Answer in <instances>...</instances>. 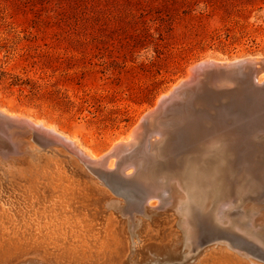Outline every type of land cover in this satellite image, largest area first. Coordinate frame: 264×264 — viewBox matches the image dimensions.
Returning <instances> with one entry per match:
<instances>
[{"label": "rangeland", "instance_id": "rangeland-1", "mask_svg": "<svg viewBox=\"0 0 264 264\" xmlns=\"http://www.w3.org/2000/svg\"><path fill=\"white\" fill-rule=\"evenodd\" d=\"M252 56L264 57V0H0V106L9 112H20L33 119L52 123L69 136H76L82 146L96 153H106L117 140L126 138L142 116L156 106L159 97L177 81L188 76L191 66L209 57L225 61ZM216 79L218 78L212 79L213 86L218 89L228 87V80H221V83ZM206 80L207 78H202V84L206 83ZM260 86L264 87V82ZM200 88L203 87L199 85L196 92L199 97L198 108L200 105L204 108L207 103L209 107L205 112L201 109V113L195 109L193 103L189 110L198 115L205 113V125H208L209 119L212 121L211 136L207 133L208 129L206 132H199L201 135L197 134L195 138L196 144L210 146V153L204 154L201 153L203 150H199L201 156L200 153L186 155L181 141H172L174 133L177 137L181 134L185 123L182 117L185 118L188 114L187 110H184V104H177L176 112L173 109L167 110L161 116V123L165 126L164 132L169 134L168 138L163 139L162 143L161 136L158 138L159 135L156 137L151 132L155 137V146L154 149L150 148L148 153L174 148L179 152L177 160L182 157L184 159L185 155L188 160L194 158L191 156L198 155L202 163L197 162L193 168H189L191 166L187 163V169L181 173L176 168L171 169L168 161H165L170 160L172 155L169 158H166L168 156L165 154L158 159L149 158L144 152L146 150H143V140L135 146L136 150L138 148L135 157L142 160L141 165L143 164L139 170L144 173L149 169L153 170V177L156 176L154 178L164 187L160 192H169L168 195L162 194L166 198L175 191L177 194L183 193V196L185 191L188 192L187 201L190 208L194 206L193 209H200L202 213L199 221L198 218L197 221L195 219L199 224L194 226L200 238L207 236L217 226L221 234L231 236L237 241L241 240L253 250H256L259 244L264 249V151L256 152L254 156L244 153L245 149L249 150L244 143H261L264 139V123L256 122L251 115L245 121L244 113L241 114L235 109L244 107L241 101L233 103L234 107L229 106L234 114L230 113L231 110L227 107L224 111L228 114L224 117L220 111L219 121H214L209 109L210 104H215L210 103V99L220 98L210 96V93L207 98H202ZM222 94L224 93L219 95ZM262 103L264 95L259 97L257 103L254 100L242 110L251 112ZM253 115L256 118L255 111ZM235 116L237 119L234 120ZM228 125L232 128L240 127L238 129H243L241 132L245 134L240 137V144H235L236 152L232 153L234 157L225 158L220 154L223 149L222 142L214 141V144L211 139H215L216 133ZM176 127L178 128L175 132ZM175 139L177 140L176 137ZM157 143L165 146L161 147ZM230 149L234 151V147ZM46 152L39 151L40 154L52 153ZM204 156H207V159ZM0 165L2 169V164ZM113 169L116 170L117 165H114ZM200 170L201 175H205H202L204 179ZM0 171L3 172L4 184L6 173ZM140 172L137 171L136 176L140 175ZM118 174L123 176L120 172ZM148 175L150 177L149 172ZM185 175L191 179H187L190 183H200L196 184L197 189L190 186L188 189L186 187V190L181 187L178 178ZM195 176L197 180L194 179ZM124 178L129 179L125 176ZM200 179L205 181L204 186H201L203 181ZM208 179H211L210 182H213L214 186ZM130 180L137 181V178ZM132 188L123 189L131 195H136L138 192ZM5 193V190L1 192L3 199L0 197V201H5L1 202L5 207H11L9 201H12V198L7 201L5 198L9 193ZM113 198L117 199L118 196L116 198L113 194ZM121 198L125 203L124 197ZM172 198L170 201H163L166 204H160L157 197L153 199V202H157L152 205L134 198L130 201H134L138 206L141 204L142 208H152L156 212L175 210L172 208L174 205L177 210L180 204H173ZM184 198L181 197L183 204L186 201ZM117 200L121 201L119 198ZM134 213L136 217L141 216V210ZM176 216L178 218L177 214ZM176 228L179 230L178 226ZM181 233L179 231V234ZM134 237L131 241L137 245L135 242L137 243L138 238L135 237L134 240ZM131 254L130 260L136 258L135 253ZM141 255L139 254L135 261L141 259ZM194 258H190V262ZM249 258L258 262L253 257ZM128 262L126 263L132 264L133 261Z\"/></svg>", "mask_w": 264, "mask_h": 264}, {"label": "bare ground", "instance_id": "bare-ground-1", "mask_svg": "<svg viewBox=\"0 0 264 264\" xmlns=\"http://www.w3.org/2000/svg\"><path fill=\"white\" fill-rule=\"evenodd\" d=\"M234 63H247L248 65L255 66V71H253L252 73L257 83L256 85L252 86L251 89L254 90V92L256 91V93H263L264 87L260 86V84L264 82V57H241L234 58V60L231 59L225 61H220L219 59H215L212 57H209L207 59L205 58L199 63L191 66L188 76L186 78L180 79L175 84H173L168 91L164 92L156 102V106L154 108H151L144 116H142L140 122L137 124V126L135 125V127L128 133L126 138H120L119 140H117L106 153H96L90 151L88 148H85L81 145L76 136H69L68 134L57 129L56 126L52 123H46L43 119H33L32 117L21 114L20 112H9L4 107L0 106V114L7 115L16 120L31 122L51 133L57 134L63 140L70 144L75 154H77L76 152H80L88 159V166L83 167L82 165H80V162L76 158L71 156L65 158V156L62 157L60 154H56L53 151L52 153L49 152V154H40L34 144H32V140L27 139L21 149L26 150V145H28L29 151L26 150L23 155L28 153L29 155L25 158L22 157L17 160H9L2 165V169L0 170H3L6 173L5 175L7 179L6 182L2 184V182L5 180H3L4 178L2 179V177H4L2 176L3 172L0 173V197L1 199H3L1 196V192L5 190V192L9 193L10 195L8 194L9 196L7 195L6 198L4 197L5 195H3V197L7 199V201L12 198V201H9L11 204L7 202L11 205V207L7 205L9 208L7 206L5 207V205L2 204V201L4 200L0 201V264H127L126 262L130 260L129 258L132 256L131 253L133 251L136 252L137 255L144 254L145 256H147V253L153 252L156 255L168 258L167 260H173L174 258L178 257V248L183 243L184 245L189 244L185 246V257H189L191 259L195 257L191 262L189 260L190 264L264 263V261L260 260L264 259V249L262 248V246H259L260 244L257 245V247L260 248V250L257 249V253H260L258 255L262 257L256 258L258 262L252 261L249 258L251 256H248V254H239L238 252L236 253L235 251H231V248L229 249V246H227L225 242L206 245L199 251L198 247H196V249L193 251L189 250L194 245L195 235L190 220L189 212L191 208L189 206L190 204L188 203L189 201H187V198H189L188 192L186 193V191L184 190L185 196H183V193L177 194L174 190L175 192L173 191L174 193H170V197L166 198L162 194L165 193L168 195L169 192H160L163 184H159L160 182L157 181L156 178H154L156 176L153 177V170L149 169L145 173L141 170L140 172L139 168H141L143 165H141L142 160L136 159L135 157V154L138 153V148L136 150L135 146L140 141L144 140L145 145H143L145 149L143 148V150H146L144 152L148 154L149 158H152V160L153 157L158 159V157L163 156V154H165V156H168L166 158H169L172 155L170 160H165L168 161L167 163L170 165L171 169L178 168V170H183L186 168V166H188V164L189 166H191L189 168H193L195 164H197V162L202 163L201 160L198 159V157L201 156V153H210V146H204V144H196L195 141H197V139L195 138L197 134L198 136L201 135L199 134V132H206V130L208 129L209 130L207 133L210 135L212 133H210V124H212L210 122L212 121H210V119L208 118V125L203 124L206 117L205 113L198 115L196 113H192L189 108L193 103L195 109H197V111L199 112H201V109L202 112H205L204 110L209 107V103L207 102L206 105L202 104L204 105V108H202L201 105L200 108H198L199 104H197V102L199 101V97L197 96L198 93L196 94V92H198L199 84L200 82H202L201 80L203 77V73L207 72L206 70L210 69L209 71L211 75H214L216 73V78H218L219 81L222 80L225 82L227 80L225 79V74H223L225 72H222V67ZM246 68L249 67L246 66ZM260 96L261 95H259L258 97ZM177 98H189L184 102H180V105H185L184 110H187L186 112H188V114L185 118L182 117V121L185 120V123L183 126V130L178 137V141H181V143L183 144L181 147L184 146L183 149H185L186 155H190V153H192L191 155H193V153H200L199 150H203V152L200 153V156H191L194 158L189 160L185 158V154L184 159L182 157V159L180 158L181 160H177L176 156L179 152H177L174 148L167 150L166 148L168 147V145L166 141L164 142L167 145V147L165 148L166 150H153V154L148 153L150 152V148H153L155 146L154 136L157 137L159 135L158 138L161 136V141L158 139L160 142L164 141L163 139L168 138L169 134L167 133V131L164 132L165 126L161 123V116L167 110L173 109L174 112L178 110L176 105L179 104V102L176 103L177 101H175ZM228 108L230 110L232 109L231 107ZM234 118L235 117H233V119ZM163 120H165V118ZM234 125L236 126V124ZM227 127H229V125ZM227 127H221L222 131L218 129L220 130V132L217 131L218 133H216V137L214 136L215 139H211L213 143L214 141L222 142L223 149L220 154L225 158L229 157L228 155L230 154V152H236V143L240 144V137L245 134V132H241V130L243 129H238L240 127L233 126V128L229 127L228 131L224 130ZM151 132H153L154 136H152ZM8 141V139H4L0 134V147H4L6 152L16 151L18 145L15 144L14 146L13 144H3ZM263 142L264 139L261 141V143L260 141L258 143L253 141L251 143H244L249 148V150L245 149L246 152H243L247 155L250 154L251 156H254L256 155V152L259 153V151H264V145H262ZM213 143L210 144L214 145L215 143ZM160 145L161 147L165 146L161 143L159 144V146ZM243 146L241 147L242 149ZM161 147L159 148L163 149ZM207 147L209 148L207 149ZM230 147H234V151L231 150ZM155 148L157 149L158 146ZM140 151L141 150H139V152ZM144 152H142L143 155L145 154ZM0 153L2 152L0 151ZM232 153L230 154V156H232ZM238 160L240 161L241 159L239 158ZM223 161L227 160H222V162ZM204 164L206 163L204 162ZM114 165H117V169L111 171ZM216 165H218V163ZM137 171L140 172V175L135 177L137 178V181H132L130 180V178H124V176L130 177V175H134L133 172L136 173ZM201 171L202 170H200V175L202 173ZM119 172L123 174V176L119 175ZM148 172L150 174V177L148 175ZM171 174H173V172ZM220 175L223 176V174ZM187 179L191 180L188 175H185V177L179 176L178 180L182 188L185 187L186 189L187 187L188 189V187L190 188L191 186L197 189V185H200V183L196 181V176L194 179H196L195 181L197 183L195 182V184L190 183L191 181H187ZM210 180L208 182H210ZM201 183V186H204L203 184H205V181ZM210 183L211 185L213 184V182ZM128 187H131V190L133 189L132 187H134L138 193L136 195H131L130 193H127V190L125 192L123 188L129 189ZM112 192L125 196L128 199L127 204L122 202L123 199L121 198V196H118L121 201H112ZM193 193H195V191H193ZM171 194L174 199L172 198ZM155 197H157V200L159 199V203L172 198L174 200V202L172 201L173 204L179 203L180 205H178L177 210L174 205V207L172 208H175V210L169 209L168 211L163 210L153 212L155 210L152 208L151 209L153 211L149 208H146L145 205V207L142 208L141 204L138 206L136 203H134V201H130L131 199H137L141 202L147 201L148 204L152 205L157 202H153V199ZM181 197H185V204H183ZM217 201L215 203H217ZM154 207L156 209V206ZM139 210H141V214H139L141 216L136 217L134 211ZM172 210H174V212H172ZM121 213H125L126 216H123ZM176 214L178 215V218H180L179 221ZM127 215L131 216L130 224L133 228L131 230L129 228V221H127L126 219ZM221 217L219 218L221 219ZM177 223L180 230L183 231L182 238L184 240H181V234H179L180 230L176 228ZM197 224L199 223L197 222ZM230 226L232 225L230 224ZM135 227L136 232L133 231ZM229 229L231 228L229 227ZM249 235L247 238H249ZM133 236L138 238L136 240L137 243L135 242V244L137 245H134V243L131 241ZM239 242L243 241L240 240ZM254 251L256 252V250ZM193 252H195L196 254H194ZM129 262L131 263V260Z\"/></svg>", "mask_w": 264, "mask_h": 264}, {"label": "water", "instance_id": "water-1", "mask_svg": "<svg viewBox=\"0 0 264 264\" xmlns=\"http://www.w3.org/2000/svg\"><path fill=\"white\" fill-rule=\"evenodd\" d=\"M247 63H234L231 65H226L222 67V72H225L223 74H225V79L228 80V87L225 86L221 89L216 88L215 86L212 85V78L216 77V73L213 75L210 74V69L206 70L207 72L203 73V79L205 80V78L207 77V82L203 83L200 82L199 85H201L203 88H201L202 93L201 96L202 98H207V96L210 93V96H219L220 99L218 100H213L210 99V103H214V105L210 104V115H212L215 118V121H219V117L218 114L221 111V114H224V116H226L228 113L224 111L225 108L231 106L233 103L236 102H242L243 106L246 108V106H250L251 103L255 100L256 103L259 101V95H264V91L263 93L259 94L256 93V91L254 92V90L251 89L252 86L256 85V79H254L253 76V71H255V66L254 65H246ZM248 66L249 68H246V66ZM200 80V79H199ZM196 83V82H195ZM197 84V83H196ZM230 84V85H229ZM236 89H241V91L237 92ZM222 95H219V94ZM236 92V93H235ZM218 94V95H217ZM258 98V99H257ZM175 101H177L176 103L179 102H184L186 101V98H177ZM230 104V105H228ZM231 107H234V105H232ZM237 107V106H236ZM244 107H237L235 108L236 110H239L240 113H244V119L245 121H247L248 116H252V119H256L255 121L258 123H264V103H262L259 107L254 108L253 111H255L256 114V118L253 115V111H251L250 113L247 111H244L242 109H244ZM230 113L234 114V111L231 110ZM231 115V114H230ZM235 118L237 119V117L235 116ZM243 121V122H245ZM254 121V122H255ZM177 128H175V132L177 131ZM224 130H229V127H227ZM0 134L3 136L4 139H8V142L3 143L4 145L7 144H13L15 146L18 145V148L16 151H11V152H6V150L4 149V147H0V151L2 153H0V164H4L5 162L9 161V160H17L19 158H25L29 155L25 154L23 155V153L28 150L29 151V147L28 145H26V150L21 149V147L24 145L25 141H27V139H31L32 140V144H34V146L37 148L38 151H53L56 154L59 153H63L65 154L66 157L71 156L76 158L79 162L80 165H82L83 167H87V157L83 154H81L80 152H76L77 154L74 153V151L72 150L70 144L68 142H66L65 140H63L60 136H58L55 133H51L43 128H41L40 126H37L31 122L28 121H20V120H16L14 118H11L7 115H3L0 114ZM175 135H173L172 137H174V139L172 141H178V137L177 134L174 133ZM175 137L177 138V140L175 139ZM20 147V148H19ZM60 150V151H59ZM232 152H230L231 154ZM230 154L228 155L229 157ZM31 155V154H30ZM234 157V154L232 155ZM10 157V158H9ZM178 170V168H176ZM114 169H112L111 171H113ZM136 171V170H135ZM183 171L181 173H184V169L180 170ZM133 174L137 175V173ZM134 175H130L129 178H135V177H131ZM112 194L116 195V196H122L125 199V204L128 201V199L123 196L120 195L118 193L112 192ZM112 201H116L117 199L112 198ZM192 208V207H191ZM152 210V209H151ZM153 211V210H152ZM156 212V211H153ZM123 216H126L125 213H121ZM200 210L199 209H191L190 210V220H191V225L194 231V245L191 249V251L195 250L196 247H198V251L200 249H203L206 245L209 244H216V243H220V242H225L227 244V246H229V248L234 249L236 252H238L239 254H245L248 256H251L253 258H258V257H262L257 253V249L260 250V248H258L256 246V252L249 246L246 245L242 242L237 241L236 239H233V237L231 238V236L228 235H224L220 233V229H218L217 226H215V230H212L207 236L200 238V236L197 235L196 233V229L194 227V225L197 223L195 222V219L197 221V218H199L200 216ZM128 220L131 219V216L127 215ZM180 218H178L179 221ZM194 219V220H193ZM178 226V223L177 225ZM137 227H138V223H137ZM179 227V226H178ZM129 228L130 230L133 229L132 225L130 224L129 221ZM217 229V231H216ZM180 230V228H179ZM134 232H136V227L133 230ZM181 231V230H180ZM226 231V230H225ZM181 238L183 237V231H181ZM184 240V239H183ZM155 245V244H153ZM189 245V244H186ZM184 243L182 245H180V247L178 248V257L174 258L173 260H167L168 258L164 257V256H160V255H156L153 252L150 253H145L147 256H145L144 254L141 255V259L136 260V258L132 259L131 261H133L132 263L134 264H140L142 262H144L143 264H185V262L189 261L190 258L189 257H185V246ZM146 247V246H145ZM135 253V257H137V253L136 252H132ZM194 254H196L195 252H193ZM185 257V258H184ZM190 264V263H189Z\"/></svg>", "mask_w": 264, "mask_h": 264}]
</instances>
